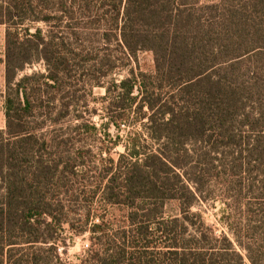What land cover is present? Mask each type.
Returning <instances> with one entry per match:
<instances>
[{
	"label": "trees",
	"instance_id": "trees-1",
	"mask_svg": "<svg viewBox=\"0 0 264 264\" xmlns=\"http://www.w3.org/2000/svg\"><path fill=\"white\" fill-rule=\"evenodd\" d=\"M200 1L127 0L123 6V0H59L42 10L45 15L33 18L62 31L52 34L50 42L39 30L28 40L6 34V130L0 131V264H50L52 257L64 264L58 254L57 237L64 234L68 221L58 217L61 214H56L54 200L48 202L45 191L48 179L59 172L58 164L52 166L42 160L38 142L27 132V119L37 112L52 115V99L46 102L36 97L43 93V86L32 84L40 81L38 77L16 79L25 64L42 59L49 72L42 81L59 96L74 80L90 79L93 70L103 72L101 68L106 67L110 55L100 58L86 53V36L116 41L128 61L138 52L153 54V75L141 74L142 82L137 77L119 86L113 82L106 89L110 94L121 90L118 104L130 101L132 106L142 97L138 110L147 108L150 112L144 116L149 120L151 136L160 144L157 152H142L137 143L128 147L127 155L112 166L105 190L107 203L143 211L142 215L130 211L127 219L132 230L127 241L132 247L144 245L145 252L136 256L127 252L126 245L125 250L111 253L103 249L88 260L96 264H264V83L257 78L244 80L240 70L244 63L262 65L254 69L264 78V21L258 22L255 17L259 7L264 13V6L262 1H252V6H244L240 13L223 8L222 3L200 5ZM22 7L17 3L0 9V25L13 20L23 23L28 19L25 11H35L33 6L30 11ZM104 27L105 32L99 34ZM61 34L75 40L59 43L62 52L54 42L63 37ZM91 62L92 68L85 67ZM165 88L173 90L167 98L161 94ZM251 93L259 96L255 117L241 114L244 100ZM64 105L57 121L70 110V104ZM114 125H118L116 121ZM235 126H247L252 136L234 140ZM97 130L95 125L82 124L75 132L84 135ZM213 138L218 140L210 149L191 151L187 147L189 143L206 145ZM220 143L234 149L245 145L222 170L212 154ZM193 152L198 158L194 166ZM83 163L82 153L77 158L71 156L65 162V171L73 173ZM213 181L229 195L233 192L229 203L228 198H222L227 204L222 216L247 260L231 243L221 247L207 229L199 236L186 237V214ZM167 201L178 202L182 217L163 219L162 208ZM150 203L153 207L145 210ZM242 206L246 216L240 221L231 209ZM150 223L157 224L159 235L154 236ZM104 232L99 224L90 229L102 248L109 243ZM154 245H161L167 252L155 259L147 251Z\"/></svg>",
	"mask_w": 264,
	"mask_h": 264
},
{
	"label": "rangeland",
	"instance_id": "rangeland-1",
	"mask_svg": "<svg viewBox=\"0 0 264 264\" xmlns=\"http://www.w3.org/2000/svg\"><path fill=\"white\" fill-rule=\"evenodd\" d=\"M58 1L0 0V9L18 3L28 11H30L32 6L35 10L31 11V13L25 11L28 15L25 14L24 16L28 19L23 23L13 20L11 24L0 25V55L5 47V34L8 32H11L12 35H17L19 40H28L33 39L31 34H35L39 30L46 42L52 40L50 37L52 34L56 35L58 32H62L54 24L50 25L33 19L45 15L42 14V10H45V7L49 4L55 5ZM252 1L254 3L262 1L264 6V0H201L200 5L222 3L223 8H232L233 11L241 13L244 11V6H252ZM126 3L127 0H123V6ZM248 8L251 9V7ZM261 8L259 7L256 10L258 15L256 14L255 17L258 22L264 21V13L260 11ZM251 11L253 10L251 9ZM61 26L63 28L65 25ZM104 32L105 27L99 34H103ZM62 36L61 39L54 41L55 44H58L56 49L60 50V52H62V47L59 43L67 41L70 44L75 41L68 36ZM101 38L96 37L94 39L87 38L86 36L83 38V41L87 47L86 53L92 56L99 55L100 58L110 55L107 58L109 62L106 67L101 68L103 72L92 69V74L95 77L91 75L90 79L86 78L82 82L74 80L65 89L63 95L59 94L58 96L54 94L43 83L49 74L48 65L44 60L40 59L27 63L17 72L16 81L30 76L38 77L41 82H33L32 84L34 87L43 86V93L36 95V97L46 102L52 99L53 103L52 115L39 111L35 117L27 119V132H29V135H33V140L38 142L37 151H39L38 154L41 155L42 160L52 166L58 164L60 173L57 172L50 180L48 179L45 191L48 194V202L54 200L52 201L53 209L56 211V214H61L58 217H65L68 221V224L63 227L64 234H59L57 237L58 254H60L64 264H96L88 260V257L96 253L101 254L103 249H107L109 253L115 249L125 250L127 248L126 245L128 246L127 252L135 253L136 256L146 250L144 245L132 247L129 241H127L130 240L132 230L127 219L130 211H138L141 215L143 211L140 208H130L125 205L107 203L105 201V190L111 178L112 166L117 165L122 155H127L128 147L133 145V143H137L142 152H157L160 144L151 136L150 128L148 127L149 120L144 116V114L148 115L150 112L147 108H144L141 112L138 110L142 97L140 96L136 100V104L132 106L130 101L118 104V94L121 90H119L118 94H110L106 88H110L113 82L119 86L121 82L132 77H137L142 82L141 74H146L147 76L153 75L155 68L154 56L150 52H138L135 57L128 61L127 54H124V51H121L117 47L116 41L106 42ZM69 59L72 60V57H69ZM248 59L244 57L245 61H249ZM92 66L93 62L85 67L92 68ZM256 67L262 68V65L254 66V64L244 63L240 69L242 71L241 75L244 76V80L254 81L257 78V81L264 83V78L261 76L262 72L256 73L254 69ZM78 73V69L75 72L73 71V76L76 77ZM215 76L214 73L213 77ZM171 91L173 90L165 88L161 94L164 98H167L172 94L170 93ZM6 94L7 82H0V131L3 132L6 130ZM136 95H139V93L137 92ZM258 99L259 96L254 93H251L247 99L245 98L244 111L247 113L243 111L241 114L245 115L249 113L253 117L257 116L260 108ZM65 103L70 104V110L67 115L65 114L64 117L59 118L57 121L60 116L59 114L65 110ZM115 121L118 124L117 126L114 125ZM82 124L95 125L98 130L96 133L80 135L75 132V129ZM106 124L107 126L109 124V127ZM247 129V126H235L233 132L236 139L234 140L240 142L247 139L249 134L252 136L250 130ZM108 135L110 136L108 137ZM4 138L8 139L9 136L5 135ZM217 140L213 138V142L206 145L204 143H189L187 147L191 151L194 149L207 150L212 148V145L216 146ZM116 141L118 144L114 145ZM226 146L220 143L216 147L218 148L217 151L212 153L215 156L214 163L219 170H222L223 166L227 165L232 155L236 156L241 148L245 147L243 145L241 148L238 146L234 149ZM80 153L83 154L84 165L79 164L73 173L71 171H69L70 173L66 172L65 162L67 159L71 156L77 158ZM190 154L191 165L194 166L198 162V158L194 152ZM110 159H113L115 164L111 163ZM232 195L233 192L231 195L228 194V191L224 192L222 185L219 186L214 181L210 182L203 194L204 198L198 199L191 211L186 214L187 219L185 223L189 227L186 237L199 236L201 232H206L205 229H207V232L209 230L219 240L221 247L227 243H231L233 248L240 252L245 260H247L246 252L240 248L234 234L224 223L222 216V210L227 206V204H224L222 198H228L229 203ZM151 204L145 210L153 207ZM231 211L236 212L238 220H245V207L242 206L238 210L232 208ZM162 212L163 219L165 220L182 217L177 201H167L162 208ZM95 224L102 225L103 231L106 234V240H109L107 247L103 246L102 248V244H98V240L93 239L96 236L90 233V229ZM156 226L157 224L154 223H150L149 225L151 230H153L154 236L159 235L155 229ZM83 230L84 232L80 233ZM154 246L147 251L152 253L155 259L161 257V253L167 252L161 245ZM49 262L50 264H59L54 257L50 258ZM246 262V264H249L248 261Z\"/></svg>",
	"mask_w": 264,
	"mask_h": 264
},
{
	"label": "crops",
	"instance_id": "crops-1",
	"mask_svg": "<svg viewBox=\"0 0 264 264\" xmlns=\"http://www.w3.org/2000/svg\"><path fill=\"white\" fill-rule=\"evenodd\" d=\"M6 34H5V47L0 55V82H7L6 78Z\"/></svg>",
	"mask_w": 264,
	"mask_h": 264
}]
</instances>
